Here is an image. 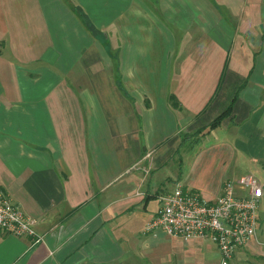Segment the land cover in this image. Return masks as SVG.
<instances>
[{"label":"crops","instance_id":"1","mask_svg":"<svg viewBox=\"0 0 264 264\" xmlns=\"http://www.w3.org/2000/svg\"><path fill=\"white\" fill-rule=\"evenodd\" d=\"M228 107L199 139L263 169L264 0H0V188L39 237L0 264H143L158 172Z\"/></svg>","mask_w":264,"mask_h":264},{"label":"built area","instance_id":"2","mask_svg":"<svg viewBox=\"0 0 264 264\" xmlns=\"http://www.w3.org/2000/svg\"><path fill=\"white\" fill-rule=\"evenodd\" d=\"M262 194L261 183L250 174L225 181L213 198L176 184L157 195L158 206L144 223V231H161L184 241L207 240L217 251V264H229L234 253L256 235ZM34 224L35 219L0 188V233L36 242Z\"/></svg>","mask_w":264,"mask_h":264},{"label":"rangeland","instance_id":"3","mask_svg":"<svg viewBox=\"0 0 264 264\" xmlns=\"http://www.w3.org/2000/svg\"><path fill=\"white\" fill-rule=\"evenodd\" d=\"M210 117L204 121H209ZM204 121L196 125L205 124ZM233 137H235L233 129L230 127L215 129L203 139H199L198 135L181 134L182 143L173 155V159L169 161L170 170L166 167L158 172L161 182L164 177L170 176V181L162 183L158 192L164 194L174 185L179 184L205 198H213L218 194L217 189L222 183L239 174L248 173L257 179L263 177L261 179L264 181V168H259L260 163L256 164L252 153L236 148L232 143ZM221 145L224 147H220ZM228 151L235 154L227 155ZM255 152L254 156L257 155L255 156L257 159L263 158L258 148ZM174 160L175 165H173ZM162 247L159 246L152 254L145 256L143 264L218 263L217 253L207 240L184 241L170 237ZM229 264H264V200H261L258 209V224L254 239L237 250L229 260Z\"/></svg>","mask_w":264,"mask_h":264},{"label":"trees","instance_id":"4","mask_svg":"<svg viewBox=\"0 0 264 264\" xmlns=\"http://www.w3.org/2000/svg\"><path fill=\"white\" fill-rule=\"evenodd\" d=\"M230 107H228L223 113H221L220 115H218L216 118H214L209 124L206 125V127H203L199 130H197L194 134L198 135L199 133H201L204 129H213L215 126L218 125V123L221 121L222 118L225 117V115L228 113Z\"/></svg>","mask_w":264,"mask_h":264}]
</instances>
